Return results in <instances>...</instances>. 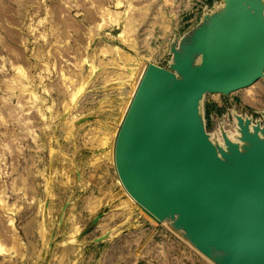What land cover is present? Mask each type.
Segmentation results:
<instances>
[{
	"label": "rangeland",
	"instance_id": "obj_1",
	"mask_svg": "<svg viewBox=\"0 0 264 264\" xmlns=\"http://www.w3.org/2000/svg\"><path fill=\"white\" fill-rule=\"evenodd\" d=\"M222 4L0 0V264H215L129 196L113 150L147 64L169 69L171 47ZM202 106L209 132L234 113L264 123V75Z\"/></svg>",
	"mask_w": 264,
	"mask_h": 264
},
{
	"label": "water",
	"instance_id": "obj_2",
	"mask_svg": "<svg viewBox=\"0 0 264 264\" xmlns=\"http://www.w3.org/2000/svg\"><path fill=\"white\" fill-rule=\"evenodd\" d=\"M170 52L169 69L148 63L125 113L117 177L149 215L215 264H264V123L254 120L263 128L251 133L239 118L247 144L241 150L225 137L223 148L211 133L248 115L234 113L231 128L209 132L201 109L204 95H228L263 76L264 0H223Z\"/></svg>",
	"mask_w": 264,
	"mask_h": 264
},
{
	"label": "bare ground",
	"instance_id": "obj_3",
	"mask_svg": "<svg viewBox=\"0 0 264 264\" xmlns=\"http://www.w3.org/2000/svg\"><path fill=\"white\" fill-rule=\"evenodd\" d=\"M148 65V64H147ZM145 72V71H144ZM144 74V73H143ZM263 75H264V73H263ZM263 77V76H262ZM261 77V78H262ZM260 79V78H259ZM258 79V80H259ZM257 80V81H258ZM141 81V80H140ZM256 81V82H257ZM140 83V82H139ZM254 84V83H253ZM252 84V85H253ZM251 86V85H250ZM249 87V86H248ZM247 88V87H246ZM244 89V88H243ZM137 90V89H136ZM239 90H241V89H239ZM238 91V90H237ZM136 92V91H135ZM235 92V91H234ZM215 94H217V93H215ZM132 101V100H131ZM239 118H241L242 120H244V121H249V125H248V129H249V131L252 133L253 131H254V127L256 126V125H259V127H260V129H262L263 127H261V125L259 124V123H256V125H251V121L249 120V119H243L241 116H236V119H237V123H238V119ZM123 121V120H122ZM122 123V122H121ZM121 126V125H120ZM238 126V125H237ZM119 129H120V127H119ZM119 131V130H118ZM238 132H239V137H238V142H233V141H231L228 137H227V135L223 132V145H220L219 143H217V142H214L216 145H219V146H221V147H223V148H226V146H225V142H224V139H225V137L227 138V139H229V141L230 142H233V143H236L238 146H239V148L242 150L243 149V147L247 144V142H245V141H242L241 140V132H240V128H239V126H238ZM117 134H118V132H117ZM117 136V135H116ZM259 136L261 137V138H263V135H262V133H261V130H259ZM116 139V138H115ZM115 144V143H114ZM113 159H114V150H113ZM119 179V178H118ZM120 181V180H119ZM123 186V185H122ZM124 188V187H123ZM125 189V188H124ZM126 191V190H125ZM127 192V191H126ZM130 196V195H129ZM131 197V196H130ZM132 198V197H131ZM133 199V198H132ZM134 200V199H133ZM135 201V200H134ZM136 202V201H135ZM137 203V202H136ZM138 204V203H137ZM139 205V204H138ZM140 206V205H139ZM141 207V206H140ZM142 208V207H141ZM143 209V208H142ZM143 211L145 212V213H147L144 209H143ZM148 214V213H147ZM149 215V214H148ZM151 218H153L151 215H149ZM153 220H155L154 218H153ZM156 222H158L157 220H155ZM164 221H166V220H163V221H161V222H164ZM161 222H158V223H161ZM193 246V245H192ZM200 252V251H199ZM205 256V255H204ZM209 259V258H208ZM211 260V259H210ZM212 261V260H211Z\"/></svg>",
	"mask_w": 264,
	"mask_h": 264
}]
</instances>
